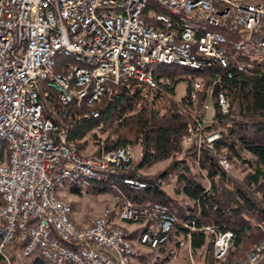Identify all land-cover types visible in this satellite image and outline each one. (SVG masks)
Returning a JSON list of instances; mask_svg holds the SVG:
<instances>
[{
	"label": "built area",
	"instance_id": "obj_1",
	"mask_svg": "<svg viewBox=\"0 0 264 264\" xmlns=\"http://www.w3.org/2000/svg\"><path fill=\"white\" fill-rule=\"evenodd\" d=\"M174 1L184 16L203 14L207 21L227 22L242 30L243 41H235L224 35H193L190 29H180L167 21V14L155 13L150 7L132 9L131 0H12V5H3L0 0V139L13 142L12 166H3L0 156V193L9 195L7 209H0V243L12 240L11 220L16 218L15 200L19 188L28 189L24 223H32L33 243L27 256L38 252L45 254L57 264H123L124 238L128 232L112 230L111 208H105L95 217H90L91 233L76 232L77 223H72L68 203H62L51 194H43L42 184L53 176L65 172L92 171L103 174L107 168L119 172L130 168L132 152L128 145L107 150V156L115 157V164H106L94 157L77 159L69 151L64 129L71 117L70 108L77 107V99L83 88H91V96L107 94V99L116 97L115 86L124 84L156 90L159 87L152 71L144 67L143 58L162 59L164 64L171 59H187L189 48H182L171 37L153 34L149 15L166 27L181 31L193 43H201L204 62L219 64L213 73L198 111L186 124L187 135L183 144L189 147L213 149L214 142L222 137L213 127L217 122L215 110L210 107L215 86L223 78H233L236 73L251 66V60L264 49V0H163ZM52 28L51 38H43V30ZM66 32H73V41H66ZM216 37H223V44H216ZM69 46V53L85 57H105L99 71H86V67L61 63L68 71H77L81 89L68 90L64 76L52 75L47 65L50 49ZM189 77V75H188ZM200 79L192 82L189 97L196 104L202 91ZM168 96L174 93L167 92ZM221 113L229 109L228 98L219 91L216 95ZM85 112L78 117H90ZM103 132L104 125L93 129ZM88 135L86 134V140ZM103 148V147H100ZM117 158H124V165H117ZM222 167L228 163L220 161ZM131 182L136 189L145 186L139 180ZM112 204L124 203V219L140 222V228H149L147 245L155 246L162 254L155 264H163L172 258L177 247L186 248L190 233L178 235L175 223H169L170 214H159L156 202L133 204L116 192L107 196ZM36 214H49L54 231L65 237V244L52 243L50 233L43 224L36 222ZM190 230H194L191 228ZM210 236L212 251L226 253L232 234L217 232L211 226L203 227ZM191 253L192 251H188ZM264 256V242L253 246L247 260L254 263ZM233 264H240L234 262Z\"/></svg>",
	"mask_w": 264,
	"mask_h": 264
},
{
	"label": "trees",
	"instance_id": "obj_2",
	"mask_svg": "<svg viewBox=\"0 0 264 264\" xmlns=\"http://www.w3.org/2000/svg\"><path fill=\"white\" fill-rule=\"evenodd\" d=\"M149 68L159 84L158 89L127 88L119 84L115 86L113 99L103 97L93 108L83 105L70 108L71 117L66 120L67 140L75 144L80 155L88 141L96 147L94 153H98L100 147L110 150L123 145L139 146L142 153L139 161L120 176L139 180L145 186L133 189L123 184L120 177L111 181L135 204L158 202L167 206L176 218L175 232L178 235L190 233L193 251L207 245V249H212L210 236L203 227L211 226L221 233L230 231L229 253L223 263L229 264L252 243L249 238H260L264 229V56L252 59L250 67L233 78H223L215 86L212 104L217 122L213 126H228L222 137L214 142L212 150L188 147L182 152L180 138L197 105L204 99L214 70L196 71L166 64H154ZM196 79L202 81L203 88L198 103L193 105L189 90ZM180 81L187 83L184 96L180 99L168 96L167 92L174 93ZM219 91L229 100L227 113H221L217 106ZM90 111H94L90 117H78ZM98 124L104 125V136L93 131ZM86 134L87 140L84 139ZM169 157L171 164L157 175L138 174V169ZM219 158L238 166L243 176L227 173L219 164ZM171 174L178 184L175 191L185 196L190 206L169 202L161 189L162 180ZM110 183L90 182L87 186L97 184L93 186L95 190L116 192ZM70 189L76 191V187ZM137 231H133L131 237ZM23 244V241H15L6 250L21 253ZM25 257L30 264H49L38 252ZM3 259L0 255V261ZM257 264H264V257Z\"/></svg>",
	"mask_w": 264,
	"mask_h": 264
},
{
	"label": "bare ground",
	"instance_id": "obj_3",
	"mask_svg": "<svg viewBox=\"0 0 264 264\" xmlns=\"http://www.w3.org/2000/svg\"><path fill=\"white\" fill-rule=\"evenodd\" d=\"M145 4L146 7L154 9L155 13L167 14V21H169L170 24H174L177 26V28L180 29H190V31L193 32V35L220 34L224 35V37H230V39H233L235 41H243L242 30L238 29V27H235L234 25H228L227 22L207 21V17H205V15L203 14L189 15V17L184 16L180 13V6L176 5L174 1L131 0L132 9H140V6H144ZM3 5H12V0H3ZM149 23L150 29L153 31V34L160 35L161 37H171L172 43L181 46L182 48H189L190 58L196 59L197 61L195 63H189L187 62V59H171L166 62V65L181 66L196 71H204L210 68L214 70V73L219 71V64L204 62V54L201 51V43H193L192 45V38L184 37L181 31L175 30L173 27H166L165 24H161L158 19H156V15H149ZM51 36L52 28H45V30H43V38H51ZM66 41H73V32H66ZM216 44H223V37H216ZM62 56L64 62L69 63V65L86 67V71H99L100 67H103V65L105 64V57L92 58L85 57V55L82 54L69 53V46H61L50 49V54L47 55V65H49V71L50 73H52V75L55 76L67 75L66 87L68 90L81 89V82L77 81V71H68V68L63 66L60 61ZM263 56L264 49H262L261 52L257 53V55H255V58L260 59ZM154 64H164V61H162V59L143 58V65L144 67H148V71H151L149 68L150 65ZM103 97L107 99V94L91 96V88H83L81 93H79V97L77 99V107L83 105L87 108H93V106L99 103ZM216 101L218 106V100ZM210 107L214 108L212 100H210ZM99 125L101 124H98L96 127H99ZM67 135L68 130L67 127H65V143L69 151L73 152L74 157H77V159H86L94 157L96 155V153L80 155L75 147V144L72 142H68ZM4 151H6V153H14L13 142L5 143V139H0V156H4ZM98 156L99 160H105L106 164H115V157L107 156V150H105L104 148L99 149ZM12 163L13 156L3 157V166H12ZM117 165H124V158H117ZM121 174L122 173L119 172L117 168H107V170H104L102 175L92 171H83L77 174L72 172H65L61 175L53 176V178L49 181H45L44 184H42V191L43 194L52 193L53 198H58V196L56 195L54 184L59 181L83 182L86 185L90 182L107 184L111 182V189L116 191V187L118 186L111 181L114 177H120L123 184H128L129 187L134 189L135 186H133L131 182H128V178L120 176ZM118 194H120L121 197L125 198L119 188ZM26 198H28V189L19 188L18 200H15L16 218H14V220H11L10 223V233L13 234V236L12 240H8V246L7 243H0V255L2 256H6L5 249L12 245V243H14L15 241L24 242L21 248V254L23 256H27L26 252L27 250H29L31 244L33 243L32 223H24L22 225V221H25L26 216V205L23 204V201H26ZM58 200L62 203H68L70 219H72V223H76L72 218L73 210L70 205L71 202H67L63 198H58ZM8 203L9 195H3L0 193V209H7ZM156 205H159V214L168 213L171 215L169 216V223L176 222V218L173 214L169 213L167 206L158 202H156ZM122 211H124V203H114L113 207L111 208V220H113L112 230H116L117 232H126L118 222H130L124 219ZM36 222H41V224H43L44 226V229H46V233H50V239L52 243L65 244V237H59V232L54 231L53 219L49 218V214H36ZM76 232L91 233V223L88 222V225L82 227L77 224ZM147 236H149V228H142V234L139 237V241L141 244L147 245V241H145L147 240ZM132 244L133 242L131 237L124 238L125 248H130L132 252L123 253V264H130L131 257H137L138 255H140L132 247ZM147 246L155 248V246ZM183 248L184 247H177V249L173 252L172 258H175L179 250ZM186 248L187 250L191 251L192 248L190 242H186ZM214 252L215 256H217L218 258L225 254H219V251ZM40 255L49 264H57L56 261L49 259L45 254ZM165 262L167 261H164L163 264Z\"/></svg>",
	"mask_w": 264,
	"mask_h": 264
},
{
	"label": "rangeland",
	"instance_id": "obj_4",
	"mask_svg": "<svg viewBox=\"0 0 264 264\" xmlns=\"http://www.w3.org/2000/svg\"><path fill=\"white\" fill-rule=\"evenodd\" d=\"M186 81H180L176 86L174 90V97L176 99H180L182 96H184L186 92ZM200 96V95H199ZM199 99V98H198ZM204 99L202 100V102ZM202 102L197 105V110H199ZM198 101L196 102V104ZM195 104V105H196ZM195 111V112H196ZM193 112V114L195 113ZM192 118V117H191ZM190 122V121H189ZM228 125L226 124L225 127H216L215 129L220 130L221 134L225 132V129ZM214 127V126H213ZM99 135L104 136L106 134L105 131L98 132ZM187 135H190L187 129H185V132L182 134L180 138V148L181 151L184 152L189 146H186L183 144V141ZM89 138V136H88ZM86 139V136L84 137ZM131 152H132V159H131V165L130 168L133 167L140 159L142 153L140 150V147L137 145H128ZM96 147L92 145L88 141L83 154H93ZM225 158H219V164L221 165L220 161ZM172 162V158H166L164 160L157 161L156 163L152 164L150 167L144 168V169H138V174L144 175V176H155L163 169L167 168ZM228 165L226 167H222L227 173H231L232 175L236 177H242L243 173L241 172V169L238 166H233L230 164L229 161L226 160ZM222 166V165H221ZM56 189V195L58 198H63L65 201L71 202V208L74 211V215L72 214V218H75L77 220V224L79 222V226L82 227V225L86 224L88 225V221L90 217H95L100 215L105 208H112L113 204L112 201L107 197L108 192L112 194L111 191H98L95 190L93 186H97V184L87 186L83 182H56L54 184ZM76 187V191H72L70 188ZM178 187V184L175 181V175L171 174L167 177L166 180H162L161 189L166 194L169 202H176L177 204L181 206H190V201L183 196L182 194H179L175 191V189ZM119 225L125 230L126 232L131 233L135 230H138L135 235H132V247L136 250V252L140 255L137 257H131L130 258V264H155L158 255H161L162 252L158 248H153L144 244H141L139 241V237L142 234V228H140L141 223L136 222H118ZM133 234V233H132ZM252 240V243H248L245 247V249L239 253L238 255L234 256L229 264H233L234 262H238L240 264H249V261L247 260L249 256L250 250L253 248V246L259 242H264V229L262 228V235L260 238L255 239L254 237L249 238ZM210 240V239H209ZM207 246H204L196 251H193L191 249V253H189L187 248L180 249L177 256L175 258H169L167 262L164 264H223L226 259L227 255L229 253V248L227 249L226 253L222 255L221 257L215 256V252L209 249H207ZM5 255L3 256V261H0V264H30L29 259H27L25 256H23L21 253L14 252L10 250L8 253L5 249ZM2 256V255H1ZM264 256H262L263 258ZM261 258V259H262ZM261 259L254 262L253 264H257Z\"/></svg>",
	"mask_w": 264,
	"mask_h": 264
},
{
	"label": "crops",
	"instance_id": "obj_5",
	"mask_svg": "<svg viewBox=\"0 0 264 264\" xmlns=\"http://www.w3.org/2000/svg\"><path fill=\"white\" fill-rule=\"evenodd\" d=\"M73 215H74V211H73ZM74 219V221L77 223V220L75 219V218H73ZM78 224H79V222H78ZM80 225V224H79ZM87 225V224H86ZM82 226H85V225H82Z\"/></svg>",
	"mask_w": 264,
	"mask_h": 264
}]
</instances>
